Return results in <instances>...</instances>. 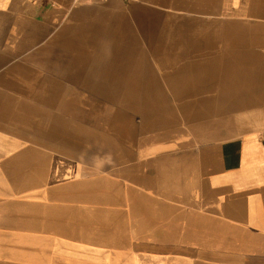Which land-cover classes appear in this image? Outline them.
Instances as JSON below:
<instances>
[{"label":"crops","instance_id":"1","mask_svg":"<svg viewBox=\"0 0 264 264\" xmlns=\"http://www.w3.org/2000/svg\"><path fill=\"white\" fill-rule=\"evenodd\" d=\"M0 264H264V0H0Z\"/></svg>","mask_w":264,"mask_h":264},{"label":"rangeland","instance_id":"2","mask_svg":"<svg viewBox=\"0 0 264 264\" xmlns=\"http://www.w3.org/2000/svg\"><path fill=\"white\" fill-rule=\"evenodd\" d=\"M208 128V127H207ZM210 129V128H209ZM209 131H211V130H208V129H206V128H203V131H202V137H203V139H208V138H210L211 136H210V132ZM225 136V134L224 133H215L214 132V135H213V137L212 138H222V137H224ZM112 162L113 161V159H111V158H108V162ZM109 168V167H108Z\"/></svg>","mask_w":264,"mask_h":264},{"label":"built area","instance_id":"3","mask_svg":"<svg viewBox=\"0 0 264 264\" xmlns=\"http://www.w3.org/2000/svg\"><path fill=\"white\" fill-rule=\"evenodd\" d=\"M77 1H80V0H77Z\"/></svg>","mask_w":264,"mask_h":264}]
</instances>
